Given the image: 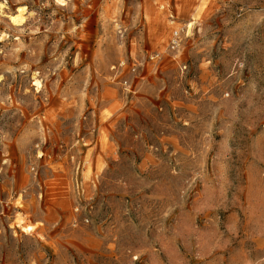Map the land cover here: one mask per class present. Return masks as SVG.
I'll use <instances>...</instances> for the list:
<instances>
[{"label": "rangeland", "instance_id": "obj_1", "mask_svg": "<svg viewBox=\"0 0 264 264\" xmlns=\"http://www.w3.org/2000/svg\"><path fill=\"white\" fill-rule=\"evenodd\" d=\"M0 264H264V0H0Z\"/></svg>", "mask_w": 264, "mask_h": 264}, {"label": "bare ground", "instance_id": "obj_2", "mask_svg": "<svg viewBox=\"0 0 264 264\" xmlns=\"http://www.w3.org/2000/svg\"><path fill=\"white\" fill-rule=\"evenodd\" d=\"M24 10H25L24 7L23 8L20 7L18 9V13L13 15V16H11V19H12L13 23L20 25V24H22L24 22V20H25V15H24L25 11ZM188 25L191 28L192 23H190ZM175 32H178V30H176Z\"/></svg>", "mask_w": 264, "mask_h": 264}, {"label": "built area", "instance_id": "obj_3", "mask_svg": "<svg viewBox=\"0 0 264 264\" xmlns=\"http://www.w3.org/2000/svg\"><path fill=\"white\" fill-rule=\"evenodd\" d=\"M179 32H175L174 33V37H173V45L176 46L178 43H179V35H178Z\"/></svg>", "mask_w": 264, "mask_h": 264}]
</instances>
